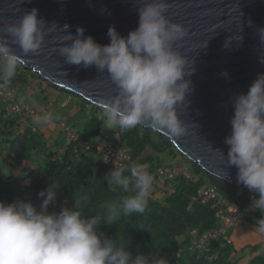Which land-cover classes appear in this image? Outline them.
Returning <instances> with one entry per match:
<instances>
[{"label": "clouds", "instance_id": "clouds-1", "mask_svg": "<svg viewBox=\"0 0 264 264\" xmlns=\"http://www.w3.org/2000/svg\"><path fill=\"white\" fill-rule=\"evenodd\" d=\"M169 8L168 0H142L138 26L124 36L111 25L107 44L97 42L91 34L85 36L82 25L75 34L68 31L70 25L60 27L66 35L58 51L65 63L94 66L99 73L107 72L116 85V95L104 108L109 129L119 128L123 133L146 123L154 131L163 129L175 138L188 131L178 105L185 106L192 91L187 77L194 74L195 61L176 46L188 29L167 16ZM47 25L39 9L33 7L0 28V91L16 76L21 52L26 56L42 48L51 30ZM258 34L264 41V27ZM260 62L264 63V57ZM232 103L231 133L224 141L229 146L226 162L237 168V181L254 193L249 208L260 211L256 230L264 234V72L256 76L246 93L234 96ZM32 119L36 126L48 127L60 117L41 111ZM216 151L225 156L220 149ZM103 179L113 192L128 194L104 201L100 206L103 215L85 211L90 196L83 186L71 207L49 211L61 187L53 181L39 192V209L31 201H0V264H167L164 256L133 255L126 243L108 238L100 230L102 224L117 223L121 216L145 212L154 183L147 165L114 162Z\"/></svg>", "mask_w": 264, "mask_h": 264}, {"label": "trees", "instance_id": "trees-1", "mask_svg": "<svg viewBox=\"0 0 264 264\" xmlns=\"http://www.w3.org/2000/svg\"><path fill=\"white\" fill-rule=\"evenodd\" d=\"M23 76L22 67L18 65L16 76L9 87L16 90L18 99H24L31 107L32 102H35L34 104L48 109L50 94L54 93L51 89L64 91L54 88L51 83L45 86L43 82L36 85L37 92L29 91L33 99L23 98L25 95H20V80ZM81 100V105L73 112L81 111L85 115L78 122L79 126L76 122L71 123L75 117L73 113L68 118L69 123L65 121L76 131L81 141L98 138L114 143L119 141L122 147L129 149L130 158L135 163L147 165L154 179L158 175L157 169L166 163L165 155L176 157L181 154L167 137L152 129L140 125L123 133L119 128L109 129L104 110L82 98ZM8 104V101L0 100V201H31L39 209L42 198L38 194L53 181L61 187L57 189V198L50 203L49 211L58 212L64 206L71 207L74 203L73 197L83 186L90 196V203L85 211L89 215H103L100 206L104 201L128 195L120 190L113 192L109 188L103 178L110 169L98 152L82 149L80 145L67 139L66 133L59 128L58 135L51 136L52 133H47L46 127H38L33 123L30 114L8 110ZM116 136L119 138L116 139ZM184 158L192 165L190 172L197 175L198 180L180 174L173 180H167L164 187L159 189L160 195L151 192L143 214L121 216L117 223L102 224L100 230L106 237L126 243L127 249L133 255L143 253L149 257L164 256L167 264H235L237 260L234 257L239 248L233 241L228 243L222 238H215L203 248H192L191 231L197 230L202 234L217 228L219 220L215 215L216 209L221 206L222 201L227 200L236 203L243 212V217L257 226L260 211L252 210L250 214L245 212L249 209L254 193L237 183L223 182L204 172L187 157ZM188 168L190 170V166ZM203 184L215 186L222 196L221 200L208 203L193 201ZM255 195L258 196V193ZM233 228L229 230V236ZM260 247L261 244L243 247L242 250H249L251 255L248 264H264Z\"/></svg>", "mask_w": 264, "mask_h": 264}, {"label": "water", "instance_id": "water-1", "mask_svg": "<svg viewBox=\"0 0 264 264\" xmlns=\"http://www.w3.org/2000/svg\"><path fill=\"white\" fill-rule=\"evenodd\" d=\"M141 3L142 0H0V28L5 22L18 19L25 10L37 7L39 16L49 23L47 27L51 30L42 48L26 56L18 45H13L22 55L19 64L54 87L104 110L106 102L116 95V85L107 72L99 73L94 66L84 68L65 63L58 51L61 38L66 35L60 27L70 25L68 31L75 34L82 25L85 36L91 34L97 42L107 44L111 25L124 36L138 26ZM168 3L167 16L188 29L187 36L176 46L190 61H195V72L187 77L192 82V91L186 96L185 106L178 105L181 119L188 124L187 133L175 138L163 129L155 131L167 137L181 154L207 174L246 187L237 181V168L227 165L229 146L224 141L231 133L233 97L246 93L256 76L264 72V63L260 62V57H264V41L258 34L264 27V0H168ZM225 72L227 76L223 75ZM140 126L152 129L146 123Z\"/></svg>", "mask_w": 264, "mask_h": 264}, {"label": "built area", "instance_id": "built-area-1", "mask_svg": "<svg viewBox=\"0 0 264 264\" xmlns=\"http://www.w3.org/2000/svg\"><path fill=\"white\" fill-rule=\"evenodd\" d=\"M0 99L6 100L9 102L6 107L8 110L13 112H26L33 117L34 114H39L38 110H34L24 99H18L14 90L8 87L0 91ZM57 127L60 131H64L66 133L67 139L77 143L82 147V149L86 151H95L98 152L101 156L104 164L111 170L114 167V162L117 164H132L135 163L129 155V149L122 147L120 142L114 143L105 139H96V140H88L81 141L78 134L75 130H73L67 122L62 121L57 124ZM36 130V129H34ZM118 136H116L117 139ZM107 161V162H105ZM148 168V167H147ZM157 178L154 179L152 191L155 193L159 192L161 187H164V184L167 180H173L176 176L184 175L187 178H191L193 180H198L199 177L197 175H193L188 166L187 167H177L170 163H164L157 169ZM221 194L219 190L215 186H211L209 184H203L199 190L198 196L193 198V201L201 200L202 203L208 202H218L221 200ZM253 197V196H252ZM221 202V201H220ZM221 206L216 209V217L219 220V225L215 229H209L206 232L199 234L197 230L191 231L192 236V248H203L206 244H208L211 240L215 238H222L228 243H232L233 239L229 236V230L236 226L240 218L243 217V212L238 208L236 203L232 201H222ZM252 210L249 208L245 212L246 214H250ZM260 252L264 255V240L261 243Z\"/></svg>", "mask_w": 264, "mask_h": 264}, {"label": "rangeland", "instance_id": "rangeland-1", "mask_svg": "<svg viewBox=\"0 0 264 264\" xmlns=\"http://www.w3.org/2000/svg\"><path fill=\"white\" fill-rule=\"evenodd\" d=\"M18 65L22 67V74L24 75L23 78L20 80V85H21L20 89L24 93L22 95H25V97H27L28 99H30V98L33 99V97H30V95H31L32 92L36 91V88H38L37 86H39V84L43 83V82H44V85L47 86L48 82L42 80L39 76L34 74L32 72V70L24 68L21 64H18ZM54 88H57V87H54ZM16 89H18V88H16ZM30 90H31V93L29 92ZM51 91H54L55 94L54 93L50 94V100L51 101L48 104L49 108L45 109L41 105L34 104L35 102L34 103L32 102V104H33L32 107L34 108V110L35 111L38 110L40 112L41 111H51V112H53L55 115H58L60 117V119L56 121V122H58V124L61 121H67L68 122L69 121L68 120L69 116L74 114L75 117H74V120H71V123L76 122L77 126H79L78 122L83 120L85 115L81 111L77 112V113L76 112L73 113V112L75 111V108L78 105L79 106L81 105V103H82L81 98L78 97V96L73 95L72 93H68V92H65V91H60V90L57 91L56 89L55 90L51 89ZM14 92H15V94H17L16 90H14ZM27 92H29V93H27ZM57 96H58V98L56 99ZM87 105H89V104H87ZM90 107L92 108V110L94 109V107H92V106H90ZM46 130H47V133L49 132V134L54 133V135H58L56 133L57 132L56 129H53L52 127L48 126V127H46ZM164 157H165V162L166 163L174 164L175 166L182 165L181 167H184V168L187 167V166H190V171L192 170V165H189L187 159H185L184 156L181 155V154H178L176 157H173L172 155H165ZM26 165L29 166V163H27ZM156 195L157 196L160 195L159 192L156 193ZM240 221H241V218L238 221V223ZM251 225H254V224H251ZM240 230H242V229H240ZM244 237L246 238V235ZM257 252H259V251H257ZM257 252H255V253H257ZM240 256H243V257H240ZM235 257H234V260H237V262L235 264H248V262H249V260L251 258L249 256V252L248 253H243L241 250H239L238 255H236Z\"/></svg>", "mask_w": 264, "mask_h": 264}, {"label": "crops", "instance_id": "crops-1", "mask_svg": "<svg viewBox=\"0 0 264 264\" xmlns=\"http://www.w3.org/2000/svg\"><path fill=\"white\" fill-rule=\"evenodd\" d=\"M22 94H24V93L21 92L20 95H22ZM23 98H26V97H23ZM57 124H58V122L55 121L51 126H49V127H52L53 129H56V131H57L56 133H58ZM52 135L54 137L57 136V135H54V133H52ZM179 167H181V166H179ZM240 229H242L243 231ZM245 235H246V238L244 237ZM231 236H232L233 242L236 245V247L239 248V250H241L243 253L249 252V250H247V249L242 250L244 246L256 245V244L260 245L262 243V241L264 240V234L259 233L256 230V225L255 226L251 225V223H249L248 220H246L244 217H242L241 221L236 226H234V228L231 230ZM238 253H239V251H238ZM238 253H237V255H238ZM249 256L251 257L250 252H249ZM240 257H243V256H240Z\"/></svg>", "mask_w": 264, "mask_h": 264}]
</instances>
